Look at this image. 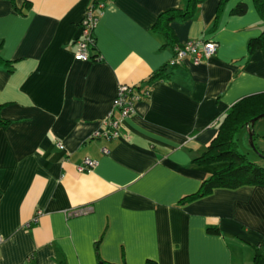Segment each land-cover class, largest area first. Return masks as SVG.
<instances>
[{
    "label": "crops",
    "instance_id": "1",
    "mask_svg": "<svg viewBox=\"0 0 264 264\" xmlns=\"http://www.w3.org/2000/svg\"><path fill=\"white\" fill-rule=\"evenodd\" d=\"M16 2L24 15L0 0V54L14 70L0 69L1 117L11 123L0 129V264H102L97 247L108 264H254L264 187L179 206L212 173L192 161L224 114L264 93V53L248 52L263 28L254 0H226L216 25L219 0H205L193 19L169 24L171 41L155 26L187 0H107L88 62L74 56L93 0ZM241 3L247 12L232 14ZM189 41H213L217 53L151 82ZM122 85L150 95L121 122V138L97 137ZM255 134L264 144V128ZM85 159L95 171L78 172Z\"/></svg>",
    "mask_w": 264,
    "mask_h": 264
},
{
    "label": "trees",
    "instance_id": "2",
    "mask_svg": "<svg viewBox=\"0 0 264 264\" xmlns=\"http://www.w3.org/2000/svg\"><path fill=\"white\" fill-rule=\"evenodd\" d=\"M7 1L12 4L16 12L21 14L25 13L21 10V7L17 5L16 0ZM204 1L205 0H187V5L184 10H173L162 14L155 26V30L163 33L169 41L174 40V35L169 24L173 21L184 22L193 19L200 5ZM225 4L226 0H219L215 25L224 10ZM254 4L261 21L263 22V28L261 35L250 40L248 43L249 55H252L255 51H262L264 53V0H254ZM27 6L28 5L25 3L24 7ZM246 12L247 6L241 3L234 8L232 14L241 16ZM95 49L96 45L91 46L90 51H94ZM93 59H98V55H95ZM179 67L180 65L164 66L151 76L150 81H168L175 69ZM1 68H6L8 73H13L14 71L13 62L5 60L0 54V69ZM135 89L139 90V92L147 91L150 95L149 88L146 86H135ZM2 109L3 106L0 105V129L8 128L11 125L9 121H6L1 117ZM263 114L264 93L243 98L224 114L222 121L219 124L216 137L207 147L206 151L192 161L193 167L211 168L212 173L203 180L199 189L195 193L182 198L179 202V206H188L211 197L217 190L236 191L242 188L264 187V165L253 163L248 159L247 155L238 152L240 134L250 128V123L253 119ZM114 119H117L121 124L122 121L120 120L118 113H116ZM108 132H111L109 127ZM255 137L256 134L254 135V139ZM260 153L264 156L263 151H260ZM207 233L209 235H221L218 228H208ZM100 242L101 240L99 243ZM254 248V264H264V250L261 248ZM96 254L99 262L102 264H108L102 260L98 247ZM147 264L155 263L147 262Z\"/></svg>",
    "mask_w": 264,
    "mask_h": 264
},
{
    "label": "built area",
    "instance_id": "3",
    "mask_svg": "<svg viewBox=\"0 0 264 264\" xmlns=\"http://www.w3.org/2000/svg\"><path fill=\"white\" fill-rule=\"evenodd\" d=\"M107 0H93V4L87 10L83 20L81 21V38L77 41V50L75 52V61L88 62L91 60V46H94L95 30L97 28L100 16L105 10ZM218 45L213 41H189L182 47L176 50L175 56L169 65H183V63L191 57L194 64H202L210 60L217 53ZM99 59V58H98ZM149 97L147 91L139 92L135 87L122 85L118 89V94L113 110L108 114L105 123L111 129V132L98 133L96 136H105L108 139L120 138V123L115 118V114L118 113L120 120L123 121L135 114L136 104L142 101L144 98ZM60 149H64V146L60 142H56ZM108 154V149L103 150ZM98 162L85 159L81 166L77 167L79 173L93 172L97 168ZM1 242V239H0Z\"/></svg>",
    "mask_w": 264,
    "mask_h": 264
},
{
    "label": "rangeland",
    "instance_id": "4",
    "mask_svg": "<svg viewBox=\"0 0 264 264\" xmlns=\"http://www.w3.org/2000/svg\"><path fill=\"white\" fill-rule=\"evenodd\" d=\"M255 125V132L261 131L262 128H264V119L259 120ZM263 140L257 139V141L254 142L255 147L258 148V150H261L263 147ZM238 152L244 155H247L248 159L253 163H258L264 165V159L258 154L257 151H255L254 148L250 145L249 142V135L246 132L241 133L239 136V145H238ZM234 252V259L238 258L239 255L236 252V250L233 248Z\"/></svg>",
    "mask_w": 264,
    "mask_h": 264
},
{
    "label": "water",
    "instance_id": "5",
    "mask_svg": "<svg viewBox=\"0 0 264 264\" xmlns=\"http://www.w3.org/2000/svg\"><path fill=\"white\" fill-rule=\"evenodd\" d=\"M261 119H264V114L261 115V116H259V117H257V118H255V119H253V120L251 121V123H250V128L248 129V133H249V137H250V139H249L250 145L252 146V148L255 149V151L258 152V154H259L262 158H264V156H263V155H262V154L256 149L255 144H254V135H255L254 127H255L256 123H257L259 120H261Z\"/></svg>",
    "mask_w": 264,
    "mask_h": 264
}]
</instances>
